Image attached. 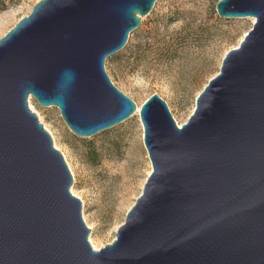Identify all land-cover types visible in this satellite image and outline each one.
<instances>
[{"label":"water","instance_id":"obj_1","mask_svg":"<svg viewBox=\"0 0 264 264\" xmlns=\"http://www.w3.org/2000/svg\"><path fill=\"white\" fill-rule=\"evenodd\" d=\"M156 0H39L0 38V264H264V0L180 126L157 93L140 106L152 170L114 240L96 250L71 172L28 105L89 137L132 116L105 71Z\"/></svg>","mask_w":264,"mask_h":264},{"label":"rangeland","instance_id":"obj_2","mask_svg":"<svg viewBox=\"0 0 264 264\" xmlns=\"http://www.w3.org/2000/svg\"><path fill=\"white\" fill-rule=\"evenodd\" d=\"M38 1L0 0V38ZM217 1L156 0L150 13L130 32L125 46L105 60L112 83L139 106L157 93L176 123H185L197 95L219 72L224 55L238 46L255 21L219 17ZM29 97L33 112L69 163L70 190L82 197V217L90 228L88 239L100 249L114 240L152 170L139 114L80 137L66 126L57 107L40 106Z\"/></svg>","mask_w":264,"mask_h":264},{"label":"bare ground","instance_id":"obj_3","mask_svg":"<svg viewBox=\"0 0 264 264\" xmlns=\"http://www.w3.org/2000/svg\"><path fill=\"white\" fill-rule=\"evenodd\" d=\"M249 18H250L252 21H254V17H249ZM28 100H29V107H30V109H31L32 111L35 112L34 107H33L32 104H31V98L28 97ZM139 111H140V106H139V105H136V111H135V113H136V114H139ZM139 115H140V114H139ZM178 125H180V124L178 123ZM45 128H46V127H45ZM46 129H47V128H46ZM49 132H50V131H49ZM54 145H55V147H57L55 143H54ZM65 159H66V158H65ZM66 160H67V159H66ZM68 166H69V163H68ZM69 169L71 170L70 166H69ZM71 173H72V170H71ZM71 193H72L73 195H76L73 189H71ZM76 196H77V195H76ZM77 197H78L80 200L83 201V199H82L81 196H77ZM89 241H90L92 247H93L94 249L98 250V245L93 241V239H92L91 237H89Z\"/></svg>","mask_w":264,"mask_h":264}]
</instances>
